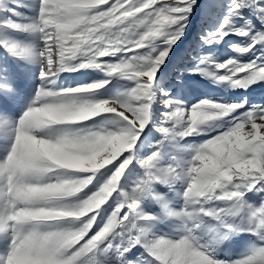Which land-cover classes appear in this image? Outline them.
Segmentation results:
<instances>
[{"label": "snow or ice", "instance_id": "6c2138e0", "mask_svg": "<svg viewBox=\"0 0 264 264\" xmlns=\"http://www.w3.org/2000/svg\"><path fill=\"white\" fill-rule=\"evenodd\" d=\"M0 264H264V0H0Z\"/></svg>", "mask_w": 264, "mask_h": 264}, {"label": "rangeland", "instance_id": "374dc122", "mask_svg": "<svg viewBox=\"0 0 264 264\" xmlns=\"http://www.w3.org/2000/svg\"><path fill=\"white\" fill-rule=\"evenodd\" d=\"M21 11H26V9H21ZM203 90L207 91V90H212L214 91L215 89L211 86L208 85L206 88H204ZM197 92V94H199L200 89L195 90Z\"/></svg>", "mask_w": 264, "mask_h": 264}]
</instances>
